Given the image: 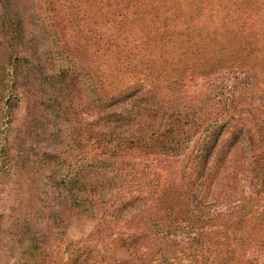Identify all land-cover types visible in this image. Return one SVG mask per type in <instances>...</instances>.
<instances>
[{
    "label": "trees",
    "instance_id": "obj_1",
    "mask_svg": "<svg viewBox=\"0 0 264 264\" xmlns=\"http://www.w3.org/2000/svg\"><path fill=\"white\" fill-rule=\"evenodd\" d=\"M242 106L254 126L227 132ZM223 165L237 196L194 203ZM15 171L13 264H264V0H0V182Z\"/></svg>",
    "mask_w": 264,
    "mask_h": 264
},
{
    "label": "rangeland",
    "instance_id": "obj_2",
    "mask_svg": "<svg viewBox=\"0 0 264 264\" xmlns=\"http://www.w3.org/2000/svg\"><path fill=\"white\" fill-rule=\"evenodd\" d=\"M20 105L17 107L15 111L14 120H13V134H16V129L21 125L23 119L27 113V101L26 96L22 98ZM93 119V118H91ZM38 122L36 125L38 126L37 131L34 132L35 136H30L26 138V142L33 143V151L36 153L38 158H41V154L39 151V147L42 145L43 135L45 131H48L53 126V118L52 115H47L46 117H40L37 115ZM41 122H43L41 124ZM238 122L246 124H250V126H254L253 117L251 108L248 106H242L239 111H237L229 120L226 131H231ZM252 126V127H253ZM25 131V128L22 129V132ZM43 132V133H42ZM56 142L55 136L52 140V143ZM21 144V141L18 142ZM25 143L22 144L23 147ZM242 151L248 156L251 155L250 145L248 142L243 141L242 143ZM188 166H189V157L188 155L184 156L179 163V172L180 175L188 174ZM222 171L215 173L217 168L213 170L208 169L207 173L201 177L194 190V203L197 201H203V208H207L211 206L217 199L220 200L219 197H224L226 199H232L237 196L239 189L231 188V189H222L224 174L223 170L226 167L220 166ZM36 174L35 182L39 187V191H45L43 189L45 186V182L47 180L46 174H44L41 170H37L34 172ZM256 175V174H255ZM260 176V175H259ZM27 184L22 183V180L18 178V173L14 172V177H11L3 182H0V264H13L20 252V239L21 233L15 231L14 226L17 225L19 219L24 216L26 208L29 202L26 201L27 196L23 193L26 190ZM138 210V208H134L128 211V216L134 214ZM94 223L89 224V226H93ZM73 236L77 238L80 235V228H73Z\"/></svg>",
    "mask_w": 264,
    "mask_h": 264
}]
</instances>
